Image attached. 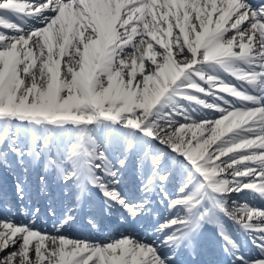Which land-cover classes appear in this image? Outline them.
I'll list each match as a JSON object with an SVG mask.
<instances>
[{
    "label": "snow or ice",
    "instance_id": "1",
    "mask_svg": "<svg viewBox=\"0 0 264 264\" xmlns=\"http://www.w3.org/2000/svg\"><path fill=\"white\" fill-rule=\"evenodd\" d=\"M0 168V264H264V0H0Z\"/></svg>",
    "mask_w": 264,
    "mask_h": 264
},
{
    "label": "bare ground",
    "instance_id": "2",
    "mask_svg": "<svg viewBox=\"0 0 264 264\" xmlns=\"http://www.w3.org/2000/svg\"><path fill=\"white\" fill-rule=\"evenodd\" d=\"M7 175H8V174H7ZM2 178H3V177H2ZM0 184H3V186H4L5 188H7L8 191L10 192L11 188L9 187L8 183H7L5 180L1 179V180H0Z\"/></svg>",
    "mask_w": 264,
    "mask_h": 264
}]
</instances>
